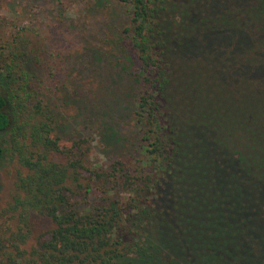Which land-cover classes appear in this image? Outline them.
<instances>
[{
  "label": "trees",
  "instance_id": "16d2710c",
  "mask_svg": "<svg viewBox=\"0 0 264 264\" xmlns=\"http://www.w3.org/2000/svg\"><path fill=\"white\" fill-rule=\"evenodd\" d=\"M119 1L129 24L121 36L113 35L110 49L125 41L129 55L125 60L126 49L118 45L124 63H113L110 77L134 76L139 89L132 97L130 87L123 95L118 91L104 112H94L96 100L90 95L81 104L90 110V122L104 124V131L95 130L112 146L123 147L127 138L121 121L130 116L136 138L129 142L128 158L120 154L88 165L90 142L63 137L47 92L31 84L28 55L17 44L23 41L13 38L0 45V134L10 132V149L24 169L6 207L20 226L11 237L0 235V264L191 263L157 237L163 219L179 235L176 193L180 175L187 173L181 157L190 144L191 122L177 108L176 90L187 79L213 75L221 83L241 76L264 98V0ZM77 80L71 84L75 94ZM199 130L213 141L223 133ZM214 143L232 162L246 159L239 133L224 136L222 147ZM5 148L0 143V162ZM94 189L105 195L101 202L71 198L74 190L90 194ZM34 215L47 217L52 226L26 248ZM162 246L165 254H160ZM214 259L207 257L205 264Z\"/></svg>",
  "mask_w": 264,
  "mask_h": 264
},
{
  "label": "rangeland",
  "instance_id": "374dc122",
  "mask_svg": "<svg viewBox=\"0 0 264 264\" xmlns=\"http://www.w3.org/2000/svg\"><path fill=\"white\" fill-rule=\"evenodd\" d=\"M128 24L127 11L119 0H0V45L13 38L23 41L17 44L28 55L34 76L31 84L47 92L50 106L59 113L62 129L57 131L63 137H85L90 142L88 165L96 159L111 161L120 154L130 157L129 142L136 138L126 114L121 121L127 138L123 147L102 141L95 128L104 131V124L94 118L90 122V110L81 104L90 95L96 100L94 112H104L118 91L123 95L130 87L132 97L139 89L134 76L110 77L115 71L113 63H124L118 45L126 49L125 60L129 55L125 41L117 44L116 52L110 49L113 35L121 36ZM75 77L80 85L76 94L71 85ZM214 79L213 75L187 79L176 90L177 108L191 122L190 144L181 157L187 173L180 175L176 193L179 235L163 219L157 237L168 250L178 249V255L190 264H205L207 257L217 259L211 264H264V98L241 76L221 83ZM10 112H14L12 107ZM200 127L221 129L222 135L214 137L221 147L224 136L239 133L246 143V159L232 162ZM9 140L10 132L0 134V143L6 147L0 162L3 238L13 236L20 226L6 207L15 193L18 174L24 171ZM77 190L71 198L84 204L101 202L105 196L96 189L90 194ZM29 226L26 248L52 224L47 217L34 215ZM163 246L160 254L167 252Z\"/></svg>",
  "mask_w": 264,
  "mask_h": 264
}]
</instances>
